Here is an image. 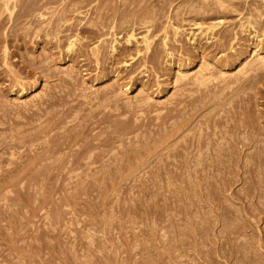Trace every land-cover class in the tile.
<instances>
[{"label":"rangeland","instance_id":"obj_1","mask_svg":"<svg viewBox=\"0 0 264 264\" xmlns=\"http://www.w3.org/2000/svg\"><path fill=\"white\" fill-rule=\"evenodd\" d=\"M79 1V11L82 13L79 16H83V13H88L91 17L111 15L116 30L133 27L137 32L143 31L144 26L136 24L138 21L133 24L135 14H154L152 25L159 29L165 24L167 14L174 16V10L182 12L184 9L183 0ZM49 6L57 7L56 10L59 11L62 5ZM127 14L129 16L126 20L119 21L122 15ZM231 20L238 22L237 18L231 17ZM190 21L182 20L180 23L184 32L180 35V40L170 41L175 49V58L180 59L179 62L190 63L189 69L182 73L176 63L160 65L159 60L163 62V58H160L157 62H148V69L144 74L139 73L141 68L134 74H129V69L118 65L120 71L117 77L116 74H110L106 81L99 83L92 81L96 74L94 69L88 74L82 72V63L76 65L68 59L54 63L49 59L46 63H53L52 75L40 80L33 89L20 92L21 95H18L16 88L11 92L5 83L0 82L2 142H16L22 134L38 132L57 119L66 123V129L83 125L95 127L92 131L86 128V132L80 137L81 141L91 140L92 135L99 132L102 133L101 139L106 138L108 132L114 137L110 149L105 150V155L99 156L95 163L81 160L80 166H74L67 162V167L62 172L54 171L39 177L42 185L40 189H22L19 195L21 203L32 204L34 201L37 216L32 217L30 210L19 211L18 207H15L18 213L7 215L8 220L27 222L21 232L23 238H19L17 242L10 241L13 230L8 225L10 227L12 222H0V264H172L168 262L167 255L178 254L173 244L177 238L185 239L188 234L195 236L193 239L197 249L210 252V257L218 264H232L233 261L226 258L223 250L238 249L241 252L237 253L238 256H242L246 242L262 235L264 211L258 216L252 212L260 205L258 201L262 200L258 197L259 193L252 199L237 198V194L242 193L248 185L259 179L264 182V171L261 172L256 165L249 169L246 164L249 155H256L259 151V159L264 162V122L262 118L257 119L258 108L255 111L253 102L246 99L248 95H264V70H248L259 59V52L256 51L253 40H247L249 45L244 46L246 52L237 58L233 56V52L239 46L234 45L230 49L236 43L231 40L224 54L218 53L213 58L215 44L206 49L204 42V47L198 49L191 45L192 39L187 40L193 31L195 38L199 33L195 30L196 26H189ZM73 23L72 21V25ZM5 26L7 32L10 24ZM44 26L47 25L44 23ZM94 41L90 43L93 44ZM207 41L211 43L214 39ZM9 48L15 54L29 50L32 54L33 51L32 55L37 57L36 60L47 54L43 50V43H37L33 38L27 42L26 47L13 40ZM222 56L234 62L233 66L223 70V76L219 71L222 68L216 63V59ZM15 59L12 58V61L16 62ZM200 67H210L208 72L220 78L197 90L189 83V77ZM136 75L141 80H136L132 90L126 92L121 86L128 81L129 76ZM181 75L188 78L179 79ZM234 76L239 81L226 86ZM33 79L32 75L25 80L32 83ZM245 79H254L257 88L250 90L247 86L241 87L240 81ZM141 81L152 88L145 89ZM183 81L187 83L183 85ZM103 91L108 93L106 98L101 97ZM157 92H160L159 95ZM37 94L42 96L33 97ZM138 98H144L147 105L143 113L137 110L139 119L135 120L133 115L136 109L129 108V103ZM182 100L187 103L186 108L180 103ZM194 100L197 101L193 108L188 101ZM158 109L160 113L157 118L155 110ZM249 110L255 121L256 141L251 145L246 138L248 132L242 131L239 134L245 138L246 145H236L241 151V159L238 161L240 167H233L231 163L230 167L240 174V178L224 194L213 189V198L207 190L200 189L201 179L198 176L193 178L186 170L178 167L179 158L172 155L181 151L183 139L178 136L182 133L189 136L198 133L199 126H204L200 122H206L214 115L215 118L223 116L225 119L232 112H239L243 118V112ZM4 113L7 114L6 117ZM94 114L99 118L110 115L109 123L89 122ZM95 120L96 118L92 121ZM142 123V129H137ZM6 142L0 146V159L10 158L9 151L2 150ZM91 142L97 143L96 140ZM76 148L78 147L74 146ZM17 151L27 152V149L14 150L15 156H18ZM64 151L68 152V149ZM8 167L5 166V169ZM5 173L0 171V184L4 181ZM209 181L212 182L213 179L209 178ZM61 186H64V190ZM263 188L264 184L261 189ZM7 191L8 189L3 190L0 195L14 197V193ZM215 198H220V201ZM3 203L0 200V205ZM225 211L232 216L249 219L246 228L241 229V219L232 221L230 218H219L218 215ZM236 229L240 232H236ZM45 231L49 236L43 240L41 237ZM28 232L32 236L24 237ZM14 245L17 249L11 251L10 247ZM29 248L37 254L31 262L27 260ZM42 248L44 251L41 252ZM190 253L191 257L183 259L190 264L205 263L202 258H195Z\"/></svg>","mask_w":264,"mask_h":264},{"label":"bare ground","instance_id":"obj_2","mask_svg":"<svg viewBox=\"0 0 264 264\" xmlns=\"http://www.w3.org/2000/svg\"><path fill=\"white\" fill-rule=\"evenodd\" d=\"M182 2L183 11L174 10V16L171 13L170 15L167 14L165 24L159 29L152 25L155 19L154 14H135L136 20H133V24L138 21L136 24L144 26L143 31L137 32L133 27L116 30L111 15L91 17L88 13H83V16H79L78 14H82L79 11V3H81L79 0H0V46L2 45L0 82L5 83L7 88L11 89V92L16 88L18 95H21L22 92H27L29 89L36 87L40 80L43 81V78L52 75L51 67L53 63H48V65L46 63L49 59H52L54 63L57 61L61 63L64 59H68L76 65L82 63L80 66V68H84L82 72L88 74L94 69L96 74L93 76L92 81H98L99 83L106 81V77H109L110 74H116L117 77L120 71V68H117L118 65H124L125 69H129V74H134L140 68L139 73L144 74L148 69V62L154 63L160 58H163V62L159 60L160 65L161 63L165 65L176 63L178 64V70H181L182 73L189 69L190 63L179 62L180 59L175 58L174 46L170 45V41H179L180 35L184 32L180 23L182 20H191L189 26H196L195 30L199 31L196 38L195 31H193L190 38L187 39L188 41L192 39L191 45L194 48L201 49L204 47V42H206V49L215 44L214 51L216 52L213 51V58H216L218 53L224 54L227 45L231 44V40H235L236 43L230 46V49H233L234 45L239 46L233 52V56L239 58L241 54L246 52L244 46L249 45L246 41L253 40L255 49L259 52V59L251 64L248 70L255 71L260 68L264 70V39H262V36L264 37V0H183ZM51 4L62 6L57 11V7L49 6ZM112 15L116 17L115 13H112ZM127 16L129 15H122L119 21L126 20ZM231 17L232 19L237 18L238 22H232ZM72 21L74 22L73 25ZM22 23L24 25H21ZM44 23L47 26H44ZM5 24H10L7 32H5ZM185 31L187 30L185 29ZM32 38L37 43H43V50L47 52L45 56L36 60L37 57H33L34 52L32 51V55L30 50L20 54H15L14 51L10 52L9 45L13 40L26 47L27 42ZM203 39L205 40L203 41ZM209 39H214V42L209 43L207 41ZM254 39L256 42H254ZM91 41H94L93 44L90 43ZM121 41L123 43H120ZM91 45L93 46L91 47ZM13 47H16V45H13ZM29 55L31 56L29 57ZM12 58H16L17 61H12ZM216 63L222 68L219 70L221 75V73H224L223 70L226 67L233 66L234 62L222 56L216 59ZM69 70L71 71L72 68ZM209 70H211L210 67L196 69L193 75L189 77V83L199 90L220 78L219 76H213L212 73L208 72ZM32 75L34 76L32 83L25 80L32 77ZM70 77L73 79L72 75ZM186 78L188 77L181 75L179 79ZM221 78L224 79V77ZM138 79L137 75L129 76L128 81L121 87L126 92L131 91V87L136 84ZM237 81H239L237 76L231 77L226 86ZM141 83L147 90L152 88L146 82L141 81ZM186 83V81H183V85ZM240 84L241 87L247 86L250 90L257 88L254 79H245L240 81ZM157 93L159 95L160 92ZM107 94L103 91L101 97L106 98ZM41 96V94H37L33 97L38 98ZM147 99L149 100V98ZM246 99L253 102L255 111V108H258L256 111L257 119L262 118L264 122V95H248ZM196 101H188V104L192 107L196 106ZM180 103L184 104L183 108L187 107L185 101L182 100ZM146 105L147 101L144 98L142 100L138 98L129 103V108L136 109L133 115L135 120L139 119L136 115L137 110L143 113ZM155 111L158 118L160 110ZM229 111L230 109L227 110V112ZM243 114L244 117L242 118L241 113L232 112L231 116L227 115L225 119H223V116L215 118L214 115L206 122H200V125L204 126H199L198 133L192 136L182 135V133L178 136V138L183 139L180 144L181 151L172 154L174 158H179L180 165L178 167H180V170H186L193 178L198 176L201 179L200 189L207 190L213 198L215 197L212 194L213 189H217L224 194L240 178V174L230 167L231 164L233 167H240L238 161L241 159V151L236 145L241 143L242 146H245L246 144L245 138L243 139L239 134L242 131L248 132L246 138L250 140L251 145L256 141L254 137L256 126L251 111L243 112ZM6 115L4 113V117ZM110 117V115H103L99 118L97 114H94L89 122L109 123ZM95 118L96 120L93 122L92 120ZM65 124L62 120H53L51 124L41 128L38 132L22 134L16 142L0 141V146L6 142L2 150L10 153V158L0 159V171L6 172L4 181L0 184V193L7 189L8 193H14L12 198L7 194L0 195V200L4 201L0 205V222L8 221L7 224L12 222L10 227L8 225V228L13 230L10 237L11 242H17L19 238H23L21 232L27 222L8 220L7 215L12 212L18 213L17 208H15L18 207L19 211L26 209L28 212L30 210L32 217L37 216V208L33 206L34 201L32 204L21 203L19 195H21L22 189H40L42 185L39 177L54 171L62 172L67 167V162L72 163L74 166L75 164L80 166L81 160H90L91 164L95 163L99 156L105 155L103 152L109 150L113 143L114 137L110 135V132L106 133L108 136L104 139L100 138L102 133L99 132L92 135L91 140L81 141L80 137L86 132V128L92 131L95 127L89 128L83 125L66 129ZM143 125L144 123L138 125L137 129H142ZM93 140H96L97 143L91 142ZM74 146L78 148L74 149ZM22 148L27 149V152L17 151L18 156H15L14 150ZM66 149H68V152L64 151ZM97 149L100 151L96 152ZM259 158H261L260 151L256 155H249V160L246 162L247 167L249 166L248 168L252 169V165H256L261 172L264 171V162ZM5 166H9L10 169H8L9 167L5 169ZM92 171L95 172L94 169ZM228 175H231V177ZM209 178L213 179L214 182H208ZM259 181L245 187L240 193L242 195L237 194V198L243 200L244 198H255L259 193L258 197L262 200L258 202L261 206L258 205L252 210L256 216L264 211V188L261 189L264 182L262 179H259ZM61 189L64 190V186H61ZM215 199L220 201V198ZM218 217L226 220L230 218L232 221L241 219V222H243L242 230L246 228V222L249 221L245 217L232 216L226 211ZM1 228L0 224V230ZM201 231L203 232L204 228ZM235 231L240 232L238 229ZM31 236L32 234L29 232L24 235V237ZM48 236L49 233L45 231L41 238L45 240ZM193 237L195 236L188 234L185 239L177 238L173 248L177 250L178 254L174 256L168 254V262L172 264L173 262L176 264H190L183 258L191 257L190 252H192L195 258L196 256H198V259L202 258L206 264H218L210 257V252L206 253L197 249ZM190 238L191 240H188ZM246 243L247 246H243L245 251H243L242 256H238V254H241L238 249L223 250L226 258L230 262L233 261L232 264H264V232ZM44 247H47L46 244ZM16 249L15 245L10 247L11 251ZM42 251H44L43 248ZM27 252V260L31 262L36 253L32 248H29Z\"/></svg>","mask_w":264,"mask_h":264}]
</instances>
